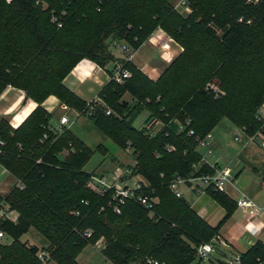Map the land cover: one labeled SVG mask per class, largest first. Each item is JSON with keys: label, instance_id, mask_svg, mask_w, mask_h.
<instances>
[{"label": "trees", "instance_id": "1", "mask_svg": "<svg viewBox=\"0 0 264 264\" xmlns=\"http://www.w3.org/2000/svg\"><path fill=\"white\" fill-rule=\"evenodd\" d=\"M189 2L192 12L183 16L168 0H0V93L9 85L37 104L17 127L0 118V137L5 142L0 165L23 184L0 195L17 213L16 221L0 219V230L11 239L0 241V264H41L38 247L20 241L30 227L46 239L44 250L54 264H79L78 252L100 239V252L111 264H148L147 259L158 264H205L200 259L193 263L196 248L218 235V227L209 226L182 197L172 195L168 182L173 173L186 176L194 168L196 174L211 171L201 162L194 137L205 138L222 118L245 127L249 134L261 129L255 114L264 102V89L251 94L250 107L236 114L229 106L235 104L227 84L241 73L264 84V0ZM156 28L184 47L186 54L175 60L179 68L192 70L189 62H196L205 74L221 76L228 96L214 100L208 88L200 85L174 111L162 98L151 101L148 97L142 106L137 104L138 87L159 89L127 61L123 67L129 73L132 70L133 80L131 73L121 84L108 80L97 94L121 116L118 124L105 117L111 113L105 114L101 105L86 115L87 102L63 84L69 71L83 58L104 68L117 61L108 47L111 40H129L137 47ZM198 34L216 40L212 51L197 44ZM123 92L135 101H119ZM49 95L80 111L105 135L120 140L115 131L130 132L134 171L147 183L144 192L157 197L151 211L127 200L117 213L108 206L110 194L100 196L88 189L92 172L82 167L92 151L69 128L60 134L48 129L50 114L41 104ZM144 109L148 112L145 124L156 117L166 124L153 137L145 134L144 126L132 127ZM198 116L205 123L202 129L195 125ZM186 118L191 120L186 128L193 130L192 136L177 131V122L184 123ZM44 133L46 139H42ZM122 142L126 148L128 143ZM165 145L173 150L166 151ZM208 195L224 206L225 217L236 206L223 192ZM238 255L240 264H264V243L256 240Z\"/></svg>", "mask_w": 264, "mask_h": 264}, {"label": "rangeland", "instance_id": "2", "mask_svg": "<svg viewBox=\"0 0 264 264\" xmlns=\"http://www.w3.org/2000/svg\"><path fill=\"white\" fill-rule=\"evenodd\" d=\"M176 1L177 0H168V2L172 4V6L176 3ZM174 9L183 16H186L192 12V9L190 10V12H186L182 7H176ZM156 29H154L145 39L141 40L137 47L134 46L129 40H123L124 43L130 46V49L134 53V57L138 58L141 61L140 67L130 61L132 66L138 69V71H140L147 79H149L154 85H156V89H159V91L157 92L154 91V89L150 91V89L148 88L138 87L141 98L137 104H141L143 106L148 97V99L151 101L153 99L162 98L163 103H166L167 101V108L174 111L178 109V105L181 104L190 95L191 91L200 85H204L205 88H208V92L211 93L214 100H221L228 96V89L226 88L225 79L221 76L212 74V72L205 74L204 71L198 69L199 65H196V62L189 63H192L194 67L193 69H196L197 71H193V69L189 70L178 67V65L175 63V60L180 57L178 55L186 54V51L184 47H182L181 44L176 40L174 41L182 47V50H179L178 46L174 44L173 48H175L176 53L171 55V57H167L165 54H163L160 50L159 44L150 40L152 33ZM108 41L109 40H107L106 43ZM197 44L201 45V48L203 49H210V51H212L217 45V42L215 39H212L208 36L198 34ZM108 47L111 53L114 55V58H116L117 60L123 59L124 55L120 50L113 48L111 44H108ZM110 65L111 63L109 62L107 66L110 67ZM181 65L184 67L185 63L183 62ZM218 66H220V64H218ZM130 73V80H133L134 74L132 70ZM187 81L189 83H187ZM262 84L263 83L261 79L249 76L245 73H241L235 79H232V81L227 84V86L233 90V100L235 105H229L232 112H235L237 114L238 112L241 113V111H243L244 109H248L250 107L251 100L249 98L251 97V94L263 91L264 84ZM7 87L8 85H6L3 91L0 93V102L4 104L9 103V95H11V93L13 92L9 88L6 89ZM160 90L164 91L163 97H161L162 93H160ZM28 100L31 99L28 98ZM119 101L131 102L133 101V99L132 96L127 92H123L119 97ZM97 102L103 108L110 109V111L112 110L110 104L106 101H103L101 98L97 100ZM59 103L61 102L59 101ZM147 109L150 110L152 109V107H147ZM110 113V116L105 117H107L109 121H113L115 124H118L121 116L117 112H114V110H112ZM147 115L148 112L145 109L142 110L134 118L132 127L138 130L143 127L145 125L144 121ZM54 118L55 116L53 115V117L51 118L53 122H55ZM155 119L162 121L159 117H156ZM195 122L196 127L199 129H202L201 126H204L205 124L202 121V118H199V116ZM21 123H19L17 126H19ZM153 126L155 128H159L160 124L156 122L153 123ZM234 128L235 125L228 118H222L210 129V134L215 139L216 145L198 146V153L200 156H204L206 158V161L208 162L212 161V163H214L213 161L217 160L219 161L220 166L228 165L232 171L243 168V173L241 172L242 174L240 176V179H244L246 177L248 181L249 177H252L253 175L248 164H245L244 160L240 156V152L242 151L241 144L233 140ZM69 130L76 138L81 140L83 144H85L92 151L82 167L84 171L94 172L96 174H107L109 172L119 174L125 167L133 165L135 161L134 154L132 153L133 150L127 147L124 148V144H122V140L124 141V143H128L130 141L129 137L131 136V134L128 130L121 128L120 130L115 131L114 134H117L116 138H120V140L115 139L110 135H105L104 133L100 132L98 128L95 127L87 117H85V115L76 118L73 124L70 126ZM15 142V144L20 145L18 140H16ZM37 143L38 140L34 142V144L36 145ZM208 149L211 150L210 153H207ZM64 150L65 148L62 147L60 152L61 155L65 153ZM256 156L257 159L261 161L264 158V149H262V151H258ZM133 176L134 179L140 177L136 174H134ZM132 181L133 179L129 180L128 183L130 184ZM15 184L16 177H14L12 173L7 171L0 165V195H5L13 186H15ZM88 189L91 190V188L89 187ZM2 241L9 243L11 242V239L5 237L2 239ZM20 241L26 242L27 245H35L39 250H44V247L47 243L46 239L33 227H30L28 231L20 237ZM101 245V239L97 240L94 244H86L76 256V260L78 261V263L111 264L101 254ZM223 252L224 251L222 250V248L215 244L214 251L209 255V258L205 259L202 262L205 264H215L218 260L222 261ZM227 252L229 251L226 250V253ZM197 261H199V258L196 256L193 263Z\"/></svg>", "mask_w": 264, "mask_h": 264}, {"label": "built area", "instance_id": "3", "mask_svg": "<svg viewBox=\"0 0 264 264\" xmlns=\"http://www.w3.org/2000/svg\"><path fill=\"white\" fill-rule=\"evenodd\" d=\"M182 7L186 12H190L191 6L189 0H177L173 5V8ZM51 20L56 22L58 27L61 26V23L57 20L55 16H51ZM150 40L159 44L160 50L167 57H171L174 53H176L173 45L176 44L179 50H182V47L179 46L174 39L166 34L161 28H157L151 35ZM110 44L113 48L120 50L124 57L122 62L114 61L112 62L111 74L108 75V80L114 81L116 83H123L125 79L129 78L130 73L127 69L123 67L124 62L132 61L134 57L133 51L130 49L123 40H111ZM98 69H103L96 65ZM107 80V81H108ZM8 87H10L8 85ZM217 96V93H216ZM100 98L93 97L89 101H87V110L85 112L86 115H90L95 107L100 106L97 102ZM135 101V100H133ZM149 101L146 99V102ZM62 114L59 116L56 126H48V129L51 131H55L56 133H61L64 129H68L74 122V120L82 114L77 110L71 109L65 103L59 104ZM105 114H110V109L104 108ZM255 118L258 121L262 122L261 129L257 130L253 134H249L245 127L235 126L233 129V140L240 143L242 149H245L249 146L256 145L257 147L264 149V102L258 107ZM190 118H186L184 123L177 122L178 132L185 131L187 136L194 135L192 129H187V125L190 124ZM159 123L160 127L155 128L153 123ZM162 128H166V124L162 121H159L153 118L150 122L144 125L145 134L150 137H153L157 131ZM167 134V132H166ZM47 134L44 133L42 139H46ZM210 139V133H208L205 138L201 139L198 137H194V141L197 143L196 151H198V146H208ZM4 140L0 137V154L3 152ZM127 148L130 147V143L128 142ZM166 151L173 150V146L165 145ZM67 153L66 151H64ZM133 153V151H132ZM207 153H210V149L207 150ZM159 156V154H156ZM201 162L204 161V156H201ZM206 163V162H205ZM211 168L210 172H201L195 173L194 171L189 175L183 176L179 173H173L168 182V190L172 195L177 198L182 197V190L184 188H188L192 192L197 195L208 194V192H224L225 186L227 183H231L234 179V176L231 172V169L228 166H217L216 164H208ZM135 161L133 165L129 167H125L122 171L118 173L109 172L107 174L100 173L96 174L92 172L88 178L87 187L91 188V191L97 195L103 196L105 194H110V199L108 202V206L112 208L113 211L119 213L120 207L125 204L127 200H133L145 209L151 211L153 206L157 203V197L152 195H148L145 193V189L147 188V183L143 179L140 174H137L134 170ZM196 167V166H194ZM134 174L140 176L137 179H134ZM133 177V178H130ZM133 179V181L129 184L128 181ZM20 188L23 187V184L20 179L16 178V184ZM236 206L248 210V214L253 216L260 211V207L256 205L250 198L241 197L235 201ZM17 213L16 211L10 209L9 205L3 200L0 199V219H8L10 221H16ZM5 236L3 231L0 230V239ZM102 241V240H101ZM221 244L225 245L224 242L216 235L209 242H202L196 248V256L204 261L209 258V255L214 251V245ZM103 247V241L102 245ZM37 257L40 260L41 264H54L49 253L45 250H39L37 252ZM224 264H240L239 255H230L223 256ZM146 262L148 264H158L157 261L153 259H147ZM258 264H262V262H258Z\"/></svg>", "mask_w": 264, "mask_h": 264}, {"label": "crops", "instance_id": "4", "mask_svg": "<svg viewBox=\"0 0 264 264\" xmlns=\"http://www.w3.org/2000/svg\"><path fill=\"white\" fill-rule=\"evenodd\" d=\"M131 62L138 67L141 66V61L136 57ZM111 67L112 63L110 67L106 65L103 69H98L94 62L83 58L65 76L63 84L80 99L87 102L97 95L107 82L108 70H111ZM8 88L13 92L9 95V103L0 102V118L8 120L10 125L17 126L34 110L37 104L32 100L24 99L23 91L11 86L6 89ZM59 104L54 95H49L41 104L43 109L50 114L48 123L51 126H56L57 120L62 114ZM53 115L55 116V122L51 119ZM209 140L208 146L216 145L211 134ZM258 151H262V149L256 145L242 149L240 156L244 163L250 167L253 176L249 177L247 181L246 177L240 179L243 168L235 171L231 170L234 179L231 183L226 184L223 192L233 203L243 196L250 198L261 209L254 217L248 214V210L237 206L233 208L228 217H225L226 210L224 206L212 196L208 194L197 195L188 188L182 190V198L190 208L209 226L218 227V237L225 244H218L225 252H223V256L244 252L256 240L264 243V158L261 161L257 159L256 154ZM204 161L207 164L220 166L217 160L212 163V161H206L204 157ZM226 250L229 252L226 253Z\"/></svg>", "mask_w": 264, "mask_h": 264}]
</instances>
